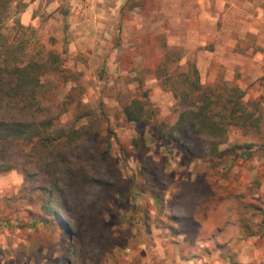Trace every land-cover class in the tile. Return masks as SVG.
<instances>
[{
  "label": "rangeland",
  "instance_id": "obj_1",
  "mask_svg": "<svg viewBox=\"0 0 264 264\" xmlns=\"http://www.w3.org/2000/svg\"><path fill=\"white\" fill-rule=\"evenodd\" d=\"M17 1L18 22L7 21L0 41L21 45L25 60L67 71L57 87L58 73L46 74L43 117L65 107L58 112L61 132L74 121L77 101L94 111L74 124L85 130L65 159L44 167L63 179L65 222L83 235L84 253L73 264H264V75L240 72L264 60V0ZM153 53L168 55V71L195 67L201 83L221 80L244 90L248 108L258 106L259 126L230 127L221 149H248L249 156L186 161L146 124L126 119L121 105L139 91L160 118L171 123L177 116L180 102L154 73ZM22 113L10 105L6 115ZM107 139L109 154L94 153ZM133 139L145 141L133 146ZM28 154L16 147L4 153L13 167L0 172V215L10 219L0 227V264H62V232L29 222L39 181L24 168L33 163ZM70 168L80 172L68 178ZM152 170L156 184L147 180Z\"/></svg>",
  "mask_w": 264,
  "mask_h": 264
},
{
  "label": "trees",
  "instance_id": "obj_2",
  "mask_svg": "<svg viewBox=\"0 0 264 264\" xmlns=\"http://www.w3.org/2000/svg\"><path fill=\"white\" fill-rule=\"evenodd\" d=\"M19 4L17 0H0V40L5 38L3 31L7 21L13 18L14 22H18L16 11L13 13L12 9ZM143 38L150 42L154 41L155 44L156 38L153 36L146 35ZM48 55L52 56L53 60L59 58L53 51H49ZM150 55L155 56L154 73L160 78L161 84L168 86L180 102L177 116L171 123L160 118L158 108L153 106L147 92L139 91L133 96H128L121 105V111L126 119L136 124H146L153 137L174 145L186 161L202 158L216 162L227 152H235L236 156H249L251 151L248 149L239 153L235 151L239 147L235 146L221 149L228 142L230 127L249 132L259 126L258 106L248 108L247 102L244 101V90L235 83L230 85L221 80L201 83L195 67L186 72H177L176 69L168 71L166 53L160 57L155 53ZM23 56L21 45L14 47L0 41V154L3 155L2 160L0 159V172L13 167L4 156L11 147L25 149L30 153L28 155L32 157L33 163L29 166L30 169L24 168L28 175L37 176L39 181V185L33 187L38 190V194L30 195L28 201L30 225L54 226L62 232L58 244L59 256L63 257L62 264H73L77 254L82 250L84 253L83 235L65 222L69 215L70 200L64 189L63 179L57 175V170L50 174L44 167L49 166V162L55 161L60 164V160L65 159L67 150L74 146L71 142H76L73 139L81 138L78 134L82 127L76 128L74 124L82 118L91 117L94 111L89 105L77 101L74 121L63 131H57L60 123L59 113L67 109L59 104L60 109L55 115L43 117L42 113L49 109L48 105H44L48 92L44 88L46 74L48 71L58 73L53 84L57 87L60 78L66 75L67 71L57 67L53 69L49 61L31 58L25 60ZM261 80L264 81V78ZM257 103L258 101L255 102ZM10 105L19 108L23 112V117H8L6 114ZM82 130H85V127ZM108 139L106 145L94 153L107 156L111 145ZM144 141L133 139L132 144L139 146V143ZM61 142L64 145L62 150L58 148ZM67 171L70 172L68 178L77 176L80 172L76 168ZM147 180L151 184H156L159 176L152 170L148 172ZM9 221V217L0 215V227L9 225Z\"/></svg>",
  "mask_w": 264,
  "mask_h": 264
},
{
  "label": "crops",
  "instance_id": "obj_3",
  "mask_svg": "<svg viewBox=\"0 0 264 264\" xmlns=\"http://www.w3.org/2000/svg\"><path fill=\"white\" fill-rule=\"evenodd\" d=\"M264 59V54L262 57H259ZM254 65L247 66L245 65L242 69H240V72L243 76H249L253 77L254 79L257 78L259 75H264V60L263 61H253Z\"/></svg>",
  "mask_w": 264,
  "mask_h": 264
}]
</instances>
